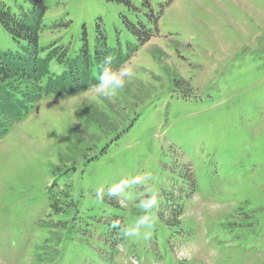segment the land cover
<instances>
[{
	"label": "rangeland",
	"instance_id": "374dc122",
	"mask_svg": "<svg viewBox=\"0 0 264 264\" xmlns=\"http://www.w3.org/2000/svg\"><path fill=\"white\" fill-rule=\"evenodd\" d=\"M43 2L50 71L67 67L56 46L93 53L97 22L111 71L0 135V264H264V0ZM21 50L0 22V51ZM113 76L125 85L107 96Z\"/></svg>",
	"mask_w": 264,
	"mask_h": 264
},
{
	"label": "trees",
	"instance_id": "16d2710c",
	"mask_svg": "<svg viewBox=\"0 0 264 264\" xmlns=\"http://www.w3.org/2000/svg\"><path fill=\"white\" fill-rule=\"evenodd\" d=\"M46 9L47 6L43 0H33L29 13L23 11L18 15L11 12L9 7L0 5V22L22 49L21 52L15 53L0 51V117L2 119L0 135L8 131L14 119H19L30 111L33 103L48 97L49 94L62 92L69 94L79 92L88 86L101 84L111 71L106 67L107 64H112V61L108 59L109 48L103 34L104 29L100 27L99 22L96 23L98 32L93 53H90L87 44H83L79 51L81 52L80 59L73 58L72 61L71 59L64 61L62 56H66V48L62 45L56 46L61 53L54 59V64L65 63L67 67L62 74L50 71L52 55L48 53L40 56L41 47L39 46V34L43 27V16ZM53 25H56V21ZM101 54L107 59L104 69H101L100 63L96 62ZM92 68L97 75L91 76ZM44 78L46 79L43 82ZM47 80L49 85H45ZM70 170H76L75 165L65 168L64 173ZM68 186L69 183L65 182L61 187L55 181L54 188L51 187L48 190L49 205L53 202L52 206L63 214H66L67 208L65 207L73 202V195ZM64 204L66 206L62 207ZM124 235L125 233L120 234V241L124 239ZM39 255H46V259L53 258V262L57 263L63 258L60 254L54 258L52 252H41ZM37 260L41 259L37 257Z\"/></svg>",
	"mask_w": 264,
	"mask_h": 264
},
{
	"label": "clouds",
	"instance_id": "9594fccd",
	"mask_svg": "<svg viewBox=\"0 0 264 264\" xmlns=\"http://www.w3.org/2000/svg\"><path fill=\"white\" fill-rule=\"evenodd\" d=\"M109 85H110V89L109 91H107L105 93V95L107 96H114L116 94V91L118 89H121L124 87L125 85V80L122 77H116L113 76L109 81H108Z\"/></svg>",
	"mask_w": 264,
	"mask_h": 264
}]
</instances>
